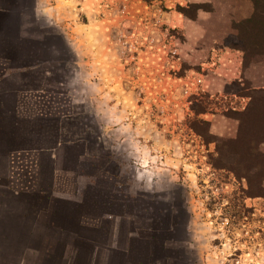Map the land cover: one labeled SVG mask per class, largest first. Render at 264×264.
Instances as JSON below:
<instances>
[{
    "label": "crops",
    "instance_id": "crops-1",
    "mask_svg": "<svg viewBox=\"0 0 264 264\" xmlns=\"http://www.w3.org/2000/svg\"><path fill=\"white\" fill-rule=\"evenodd\" d=\"M64 5L0 0V264H182L172 255L177 240L164 237L171 225L141 224L136 204L134 211L141 147L157 156L155 151L170 152L172 141L165 137L157 148L155 133L165 132L141 128L139 101L125 110L121 68L111 62L106 33L95 50L88 24ZM219 6L240 20L252 13L254 2L221 0ZM245 53L238 44L219 43L210 76L219 85L247 78L263 88L264 58L246 63ZM95 65L98 80L92 79ZM83 72L89 77L82 79ZM207 85L215 94L216 85ZM70 101L81 107L78 115ZM209 114L214 121L216 114ZM81 115L97 125L79 126ZM117 117L121 124L110 126ZM126 160L132 161L130 179L123 174ZM109 161L116 170L110 171ZM153 164L142 159L150 175ZM120 196L126 200L114 206Z\"/></svg>",
    "mask_w": 264,
    "mask_h": 264
},
{
    "label": "rangeland",
    "instance_id": "rangeland-1",
    "mask_svg": "<svg viewBox=\"0 0 264 264\" xmlns=\"http://www.w3.org/2000/svg\"><path fill=\"white\" fill-rule=\"evenodd\" d=\"M62 1L81 25L88 24L95 50L106 33L111 62L121 68L125 110L139 101L141 128L166 134L155 133L157 148L165 137L172 141L170 152L155 151L157 156L141 147L143 172L138 201L134 198L139 223L159 228L169 223L177 240L172 255L182 264H264V87H252L247 78L219 85L210 76L221 42L264 53V0H253L252 13L240 20L219 6L221 0ZM95 66L92 79L98 80ZM210 81L215 94L208 90ZM90 94L98 97L99 88ZM69 104L78 115L81 107ZM211 112L214 121L207 119ZM118 118L109 120L110 126ZM77 124L97 125L85 115ZM149 157L151 175L142 166ZM129 165L123 174L130 179ZM109 167L117 169L111 161ZM125 200L120 196L112 204ZM126 206L131 209V200Z\"/></svg>",
    "mask_w": 264,
    "mask_h": 264
},
{
    "label": "trees",
    "instance_id": "trees-1",
    "mask_svg": "<svg viewBox=\"0 0 264 264\" xmlns=\"http://www.w3.org/2000/svg\"><path fill=\"white\" fill-rule=\"evenodd\" d=\"M242 48L245 49V51H246L247 53L250 54V52H248L247 49H246L245 47H242ZM249 54H248V55H249ZM250 55H251L252 58L249 59V58L247 57V54H245V60H246L245 62H246V63H248L249 61H252V60H259V59H263V58H264V53L261 54V55H258V54H250ZM167 229L169 230V227H167ZM171 229H172V226H171ZM157 231H158V230H157ZM170 231H171V230H170ZM172 232H173V231H172ZM172 232H171L170 234L166 233V234H165L166 236H164V237H166V238H172V239H173L174 236H172ZM157 237L160 238L159 234L157 235Z\"/></svg>",
    "mask_w": 264,
    "mask_h": 264
}]
</instances>
